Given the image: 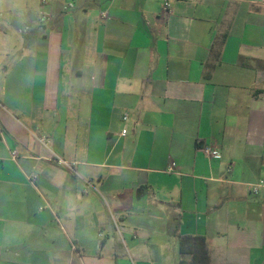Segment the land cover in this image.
<instances>
[{"label": "crops", "instance_id": "1", "mask_svg": "<svg viewBox=\"0 0 264 264\" xmlns=\"http://www.w3.org/2000/svg\"><path fill=\"white\" fill-rule=\"evenodd\" d=\"M30 1L0 0V264H264V0Z\"/></svg>", "mask_w": 264, "mask_h": 264}, {"label": "trees", "instance_id": "2", "mask_svg": "<svg viewBox=\"0 0 264 264\" xmlns=\"http://www.w3.org/2000/svg\"><path fill=\"white\" fill-rule=\"evenodd\" d=\"M180 237V250H181V254L183 255L186 250L185 248L186 246V239L191 238L189 236H179ZM201 241L200 243V249L202 250V255L199 259H200V263L201 264H207L208 263V255H207V249H206V242H205V238L204 237H198ZM196 260V257L193 258V262ZM184 257H181V263H184Z\"/></svg>", "mask_w": 264, "mask_h": 264}, {"label": "built area", "instance_id": "3", "mask_svg": "<svg viewBox=\"0 0 264 264\" xmlns=\"http://www.w3.org/2000/svg\"><path fill=\"white\" fill-rule=\"evenodd\" d=\"M43 2H45V1H43ZM43 16H44V14H43ZM123 118L126 119L127 115H124ZM125 132H126V129H123L122 133L124 134ZM204 151L207 155H213L215 157H219V152L211 150L210 147H205ZM14 156H15V152H13V157ZM58 162L60 164L68 165V162L66 160H63V159H58ZM34 177L36 178L37 175H34ZM262 187H264V178L258 179V181L253 184V191L256 192V191H258L259 188H262Z\"/></svg>", "mask_w": 264, "mask_h": 264}, {"label": "rangeland", "instance_id": "4", "mask_svg": "<svg viewBox=\"0 0 264 264\" xmlns=\"http://www.w3.org/2000/svg\"><path fill=\"white\" fill-rule=\"evenodd\" d=\"M37 0H33L29 2V10H32L31 15L28 16V21L33 27H39L40 21H39V5H36ZM34 8V9H31ZM6 17L1 15L0 16V21H3ZM30 33V31H29Z\"/></svg>", "mask_w": 264, "mask_h": 264}]
</instances>
